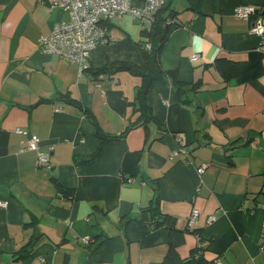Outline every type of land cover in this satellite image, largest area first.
<instances>
[{"label":"crops","instance_id":"1","mask_svg":"<svg viewBox=\"0 0 264 264\" xmlns=\"http://www.w3.org/2000/svg\"><path fill=\"white\" fill-rule=\"evenodd\" d=\"M238 5H253L264 22V0H164L174 15L159 56L168 77L151 86L155 121L145 123L132 104L140 78L95 71L140 63L151 22L127 14L109 22L110 41L81 74L38 50L66 13L0 0V264H180L198 247L203 264H264V43L250 31L257 15L235 17ZM175 80L197 84L191 104ZM96 126L112 136L128 130L84 162L98 149ZM31 135L38 151L26 149ZM180 148L189 154L170 157ZM155 199L159 215L144 217Z\"/></svg>","mask_w":264,"mask_h":264},{"label":"built area","instance_id":"2","mask_svg":"<svg viewBox=\"0 0 264 264\" xmlns=\"http://www.w3.org/2000/svg\"><path fill=\"white\" fill-rule=\"evenodd\" d=\"M40 4H47L66 13L65 18L57 20L51 31L38 38V50L43 54H56L78 67V72L83 74L90 68L89 57L91 51L98 45H105L109 40L107 34V24L113 20H118L122 15H130L137 19H145L153 22L156 13L163 7L164 0H35ZM233 14L239 19L257 15L252 22L250 31L261 39L264 43V22L258 15V10L253 5H238L234 8ZM166 24L174 25L173 19L169 18ZM150 48V45L147 47ZM199 55L193 54L191 60H195ZM18 133H22L17 128ZM38 138L31 135L27 141L26 149L38 151ZM187 154V150L178 149L170 152V157L179 154ZM48 161V154L38 152L37 164L44 165ZM204 165L197 168L201 174ZM130 182V178L126 177ZM261 192L264 194V187ZM6 202L0 200V207H5ZM264 210V200L261 204ZM198 215V209H193L188 219V226L194 223ZM214 219L210 216L207 220L210 223ZM262 243L260 248L264 249V219L262 221ZM82 242L88 239L82 238ZM214 264H222L219 260H214Z\"/></svg>","mask_w":264,"mask_h":264},{"label":"trees","instance_id":"3","mask_svg":"<svg viewBox=\"0 0 264 264\" xmlns=\"http://www.w3.org/2000/svg\"><path fill=\"white\" fill-rule=\"evenodd\" d=\"M163 8L164 7H162L156 13L154 20L151 23V28L148 31L142 32V36L146 39V41L145 42L142 41L140 43L141 55H142L140 63L136 64L133 62L118 61L99 67L95 71L96 73H110V72L115 73L118 71H126L132 74L133 76L140 78V85L135 90L134 102H132V104L136 106V110L143 117L145 123L150 121H155L148 101L150 88L155 82L163 81L166 78V76L168 77L166 71H164L160 65L159 56L167 40L169 31L172 27L171 24H166V21L169 18H174V15H170V14L168 16L165 15V10ZM145 43H149L150 48H146ZM172 83L176 87V92L180 101L184 104H191L192 98L191 95L189 94V91L197 92L198 90L197 84L194 83L186 84L178 80H175ZM127 130L128 128H126V130H124L121 135L112 136V135L103 134L100 131V128L96 126L95 135L100 139L99 146L98 149L93 154H91L87 159L84 160V162H88L93 158L98 157L102 152L103 146L108 141L124 137ZM187 154H189L188 150H187ZM125 182L128 181H126L125 179ZM61 192L66 193L67 191L66 189H62ZM159 213H160L159 201L155 199L151 203L150 207L146 209V211L144 212V217L145 214H148L149 217L151 218L156 217L157 215H159ZM137 220L139 224H141L142 230L147 231L148 227H145L142 224L145 218H140ZM165 223H166L165 220L158 219L155 221L154 225L158 226L160 224H165ZM168 227L170 228L171 226ZM34 242L35 240L26 243L25 246L15 251V253L18 254L19 257L21 258L28 256L33 249ZM168 255L177 256L173 246H170V249L168 250ZM203 262L204 261L201 256V250L200 247H198L191 252L190 257L187 260L180 261V264H203Z\"/></svg>","mask_w":264,"mask_h":264},{"label":"rangeland","instance_id":"4","mask_svg":"<svg viewBox=\"0 0 264 264\" xmlns=\"http://www.w3.org/2000/svg\"><path fill=\"white\" fill-rule=\"evenodd\" d=\"M36 3H38V2H36ZM38 4H40V3H38ZM142 38H143V36H142ZM146 41V40H145ZM144 41V42H145ZM145 45H146V48L150 45L149 43H145Z\"/></svg>","mask_w":264,"mask_h":264},{"label":"clouds","instance_id":"5","mask_svg":"<svg viewBox=\"0 0 264 264\" xmlns=\"http://www.w3.org/2000/svg\"><path fill=\"white\" fill-rule=\"evenodd\" d=\"M99 46V45H98Z\"/></svg>","mask_w":264,"mask_h":264}]
</instances>
